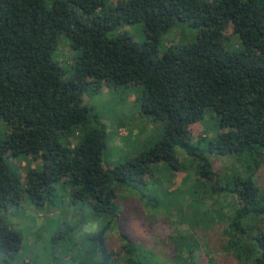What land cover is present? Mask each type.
<instances>
[{
    "label": "trees",
    "instance_id": "16d2710c",
    "mask_svg": "<svg viewBox=\"0 0 264 264\" xmlns=\"http://www.w3.org/2000/svg\"><path fill=\"white\" fill-rule=\"evenodd\" d=\"M143 24L145 39L127 28ZM180 24L196 40L161 46ZM233 26L243 47L231 51L224 30ZM66 35L75 68L58 60ZM136 84L141 113L164 126L155 145L135 159L104 165L108 133L83 97L90 88ZM213 136L194 142L192 128L204 118ZM3 124V125H2ZM7 132L2 131V126ZM5 134V136H4ZM195 166L198 182L222 196L212 210L227 220L221 233L226 257L177 247L168 264H264V189L256 173L264 163V0H8L0 9V213L28 197L37 207L58 206L63 181L72 202L102 216V228L78 242L75 264H163L143 258L121 230L119 191L138 192L156 166L181 170L180 156ZM229 158L221 184L213 158ZM247 157L248 163L243 164ZM11 159L29 161L25 176ZM241 163L244 169L236 163ZM35 163V166L31 165ZM68 178V179H67ZM234 197V199H232ZM220 201V202H219ZM158 207V206H157ZM210 208L208 209V211ZM206 212L210 214L209 212ZM119 236L118 249L110 233ZM186 237H177L182 243ZM24 238L0 216V254L10 263ZM55 261L50 264H54Z\"/></svg>",
    "mask_w": 264,
    "mask_h": 264
},
{
    "label": "rangeland",
    "instance_id": "374dc122",
    "mask_svg": "<svg viewBox=\"0 0 264 264\" xmlns=\"http://www.w3.org/2000/svg\"><path fill=\"white\" fill-rule=\"evenodd\" d=\"M110 2L115 4L117 0ZM176 28L162 44L161 53L167 47L189 44L196 40L197 31L190 25L180 24ZM126 30L135 41H144L143 24ZM224 36L229 50L243 47L238 36L234 34L232 25L224 30ZM59 47L58 60L64 70L71 74L75 65L66 35L61 37ZM103 88V91L90 88L83 97V103L90 109L93 118L107 130L108 148L103 158L104 165L114 168L153 147L162 137L164 128L161 123L142 115L140 86L128 84ZM210 121L217 123L219 119L216 117L210 120L205 117L200 122H208L206 130L200 125L192 128L194 142L199 138L194 129L207 138L213 136L209 128ZM1 129L7 132L3 126ZM126 132L128 135H124ZM188 161L185 154L180 156L182 168L179 171L169 165L159 164L149 177L148 183L139 187L137 194L127 189L118 193L121 230L130 235L147 261L152 262L156 258L163 264L176 262L177 247H186L187 243L193 242L198 245L200 252H210L211 257L227 256L221 240L227 220H221L216 214L213 217L211 213L223 205L220 201L221 205L216 202L222 196L209 198L208 187L196 181L195 166ZM213 161L216 174L223 185L230 177L227 167L234 163L229 158L216 157ZM242 161L245 164L249 159L245 157ZM11 162L20 165L25 176L29 161L11 159ZM241 163L240 161L235 165L243 170ZM31 165L35 166V163L31 162ZM255 177L264 189V163ZM72 193L70 184L62 182L55 194V204L58 206L37 207L26 197L20 206L2 211L0 216L21 232L24 243L19 256L10 263L0 254V264H50L53 261L54 264H75L78 242L86 243L92 234L98 232L104 224V218L95 214L88 205L74 204ZM108 236L110 245L118 249V234L113 231ZM181 236L186 239L182 243L176 242L175 239ZM196 264H200L199 257Z\"/></svg>",
    "mask_w": 264,
    "mask_h": 264
},
{
    "label": "crops",
    "instance_id": "0c3cea01",
    "mask_svg": "<svg viewBox=\"0 0 264 264\" xmlns=\"http://www.w3.org/2000/svg\"><path fill=\"white\" fill-rule=\"evenodd\" d=\"M103 87H107V86H104L103 85ZM101 88L102 89V91L104 90V88ZM197 125H200L202 128H204L205 130L208 128V122H199V123H197L196 125H194L193 127H195V126H197ZM163 128H164V126H163ZM194 132H195V134H203V133H198V131L197 130H195L194 129ZM127 134V132L124 134V135H126ZM128 135V134H127ZM204 135V134H203ZM110 168H112V167H110ZM68 179V178H67ZM64 182V181H63ZM71 186V185H70ZM84 243V242H83Z\"/></svg>",
    "mask_w": 264,
    "mask_h": 264
},
{
    "label": "water",
    "instance_id": "95a60500",
    "mask_svg": "<svg viewBox=\"0 0 264 264\" xmlns=\"http://www.w3.org/2000/svg\"><path fill=\"white\" fill-rule=\"evenodd\" d=\"M8 0H0V9L4 6V4L7 2ZM54 1H70V0H54Z\"/></svg>",
    "mask_w": 264,
    "mask_h": 264
}]
</instances>
